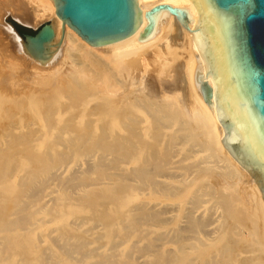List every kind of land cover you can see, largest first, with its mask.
<instances>
[{
	"label": "bare ground",
	"instance_id": "bare-ground-1",
	"mask_svg": "<svg viewBox=\"0 0 264 264\" xmlns=\"http://www.w3.org/2000/svg\"><path fill=\"white\" fill-rule=\"evenodd\" d=\"M27 1L35 19L56 16L54 0ZM138 2L143 25L111 45L92 47L65 24L52 66L18 54L0 16V37L38 78L7 82L6 95L37 96L26 104L0 95V264H264L262 192L222 143L216 82L206 79L213 116L191 32L171 15L139 41L156 5L188 8L191 26L198 10ZM45 73L53 88L33 90Z\"/></svg>",
	"mask_w": 264,
	"mask_h": 264
},
{
	"label": "water",
	"instance_id": "water-1",
	"mask_svg": "<svg viewBox=\"0 0 264 264\" xmlns=\"http://www.w3.org/2000/svg\"><path fill=\"white\" fill-rule=\"evenodd\" d=\"M200 15L188 8L156 5L147 11L148 25L139 41L145 43L161 32L171 15L191 32L206 64L198 70L204 101L214 116L211 99L216 82V115L229 154L256 180L264 201V0H191ZM56 16L34 29L27 19L5 11L1 29L41 66L54 65L64 49L65 24L92 47L111 45L134 35L143 25L138 0H54ZM22 32H20V31Z\"/></svg>",
	"mask_w": 264,
	"mask_h": 264
},
{
	"label": "rangeland",
	"instance_id": "rangeland-1",
	"mask_svg": "<svg viewBox=\"0 0 264 264\" xmlns=\"http://www.w3.org/2000/svg\"><path fill=\"white\" fill-rule=\"evenodd\" d=\"M5 10H9L13 13H18L24 16H30L35 22L34 29L39 28L41 25L51 21L49 18L35 19L34 8L27 0H0V16ZM33 68L31 67L27 58L15 54L9 41L5 39V36L1 34L0 37V95L3 97L4 105H14V101H21L22 103H27L30 100L37 99V96L28 95L26 96L23 92H16L14 95H6L5 92L10 93L8 89L7 82L11 84H31L36 76L33 74ZM2 76V77H1ZM35 77V78H34ZM34 78V79H32ZM5 79V80H4ZM32 79V80H31ZM38 79V78H37ZM36 79V80H37ZM41 81L34 86V89H39L41 91H50L55 82L52 80L51 74L41 75ZM29 81V82H27ZM38 81V80H37ZM35 81L34 83H36ZM6 82V83H5ZM10 96V97H9ZM40 96V95H39ZM9 97V98H8ZM9 99V101H8Z\"/></svg>",
	"mask_w": 264,
	"mask_h": 264
},
{
	"label": "flooded vegetation",
	"instance_id": "flooded-vegetation-1",
	"mask_svg": "<svg viewBox=\"0 0 264 264\" xmlns=\"http://www.w3.org/2000/svg\"><path fill=\"white\" fill-rule=\"evenodd\" d=\"M20 31V30H19ZM20 32H22V31H20Z\"/></svg>",
	"mask_w": 264,
	"mask_h": 264
}]
</instances>
